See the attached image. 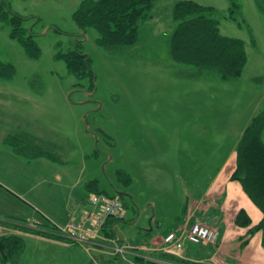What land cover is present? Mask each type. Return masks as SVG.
Wrapping results in <instances>:
<instances>
[{
  "label": "rangeland",
  "instance_id": "374dc122",
  "mask_svg": "<svg viewBox=\"0 0 264 264\" xmlns=\"http://www.w3.org/2000/svg\"><path fill=\"white\" fill-rule=\"evenodd\" d=\"M0 1L10 13L6 16L24 18V28L40 49L38 58H30L0 18V62L13 67L10 77H0V135L31 131L42 138L38 143L59 146L56 152L63 161L85 165L87 183L97 181L102 194L119 196L126 209V218L117 221L115 229L108 227L115 238L105 237L110 241L102 240V245L108 246L99 249L116 251L119 246L122 257L130 251L138 256L147 238L144 230L155 215L153 200L158 201L159 216L165 201L175 214L187 203L188 193L202 196L213 178L232 166L224 161L236 152L252 119L264 114V0H189L214 7L221 34L245 42L247 64L233 81L213 73L203 74L200 81L178 78L179 71L190 70L173 65L169 55L177 25L174 6L183 0H155L152 18L140 25L136 45L114 51L96 44L95 29L76 24L74 12L85 0ZM76 49L91 59L93 78L79 79L57 58ZM33 122L36 125L29 127ZM138 124L162 132L149 137L153 156L154 142L166 153L162 168L171 173L168 184L163 176L161 183L156 172L146 177L144 154L150 143H145L144 129L137 133ZM83 191L88 192L85 187ZM88 200L91 205L90 195ZM109 255L108 262L100 257L93 261L80 245L46 247L26 238L17 264H48L50 259L52 264H67L70 257L85 259L80 264H127Z\"/></svg>",
  "mask_w": 264,
  "mask_h": 264
},
{
  "label": "crops",
  "instance_id": "0c3cea01",
  "mask_svg": "<svg viewBox=\"0 0 264 264\" xmlns=\"http://www.w3.org/2000/svg\"><path fill=\"white\" fill-rule=\"evenodd\" d=\"M206 95L209 96V93ZM38 120L37 116H33V121L38 122ZM35 122L29 127H34ZM138 128L137 133H143L144 129V134H147L145 143H150L148 155L153 157L150 158L144 154L146 156L144 159L146 177L149 179L152 177V173L156 172L160 182L162 183L163 176L164 182L168 184L172 181L171 173L166 170L164 172L162 168L164 163L162 156L166 153L154 142L153 156L152 138L149 137L150 134L161 131L155 130L156 126L153 128V126L138 124ZM161 129L164 131V128ZM24 132L42 139L27 130L8 131L3 132L5 135H0V235L17 234L22 235L25 242L27 238L41 242L46 247L70 248L71 243L65 237L66 241H63L9 228V226L26 228L27 223L37 222L41 229L51 235L58 236L57 229L47 228L44 223L59 228L73 219H79L84 210H94V207H90L89 200L86 203V198L89 199L92 192L88 190L87 195L83 191V187L86 188L88 184L87 167L80 162L73 163L62 159L60 162H52L46 158L28 160L24 156L18 155L8 144V139L12 135ZM40 134L46 136L44 133L40 132ZM235 156L236 152L234 151L231 157L227 156L224 162L232 166L229 167V170L227 168L215 176L210 184L211 188L202 196L188 193L187 203L177 213L171 214L172 207L168 201H165L160 207V215L157 216L158 201L154 199L155 215L151 218L150 228L144 230L147 236L143 239L145 243H142L136 251L137 255L143 257L144 260H139L138 256L131 251L126 253L123 258L120 257V260L127 261V264H162L161 262L173 264L168 259L173 254L166 251L165 237L178 227L187 228L192 223L200 221L218 230L217 244L201 247L185 242L183 249L179 253H175V258L192 264H264L262 232L250 234V228L240 227L236 224V217L243 209L251 217L252 225L259 222L262 214L246 195L240 183L231 180V174L235 167ZM173 157L175 158V156ZM175 163L176 160L173 165ZM107 222L109 223L102 231V235L105 237V231H108L109 226L113 229L117 226L116 223L110 224L109 220ZM2 232L4 233L2 234ZM96 243L97 249L89 253L93 255V257L90 256L93 261L100 257L108 262L106 254H110L109 256L115 259L118 258L113 256L109 250L99 249L102 246V240H97ZM105 244L107 243H103V245ZM57 260L55 259V262ZM84 260L70 257L67 264H80ZM52 262L54 259H50L48 264H52Z\"/></svg>",
  "mask_w": 264,
  "mask_h": 264
},
{
  "label": "trees",
  "instance_id": "16d2710c",
  "mask_svg": "<svg viewBox=\"0 0 264 264\" xmlns=\"http://www.w3.org/2000/svg\"><path fill=\"white\" fill-rule=\"evenodd\" d=\"M154 2L155 0H85L74 12L73 17L81 29L93 28L97 31L98 38L96 39V44L99 47L108 51L120 50L136 45L140 25L152 18L151 11ZM5 6L0 1V18L11 26V37L22 43L25 47L26 54L30 58H38L40 49L35 47L32 41L33 34H28V29L24 28V18L18 14H14L9 18L10 13ZM233 7L234 3H232V9ZM215 16L216 9L214 7L203 6L189 0L178 1L175 4L173 18L177 22V25L170 37V60L173 65L181 64L190 68L187 71H179L178 75L180 78L186 77L187 79L200 81L198 78L202 77L203 74L213 73L217 74L224 81H233L242 76L247 64L245 42L238 38L222 35L219 20ZM57 58H62L69 72L79 79L87 75H90L92 78L94 77V72L90 66L91 59L88 55H84L78 51V49L66 54H60ZM12 73L13 67L10 64L0 62V77H10ZM206 93H209V90ZM263 136L264 114H260L252 119L237 143L236 161L231 174V180L240 183L246 195L262 214L259 222L252 225L251 217L243 209L236 217V224L240 227L250 228V234L261 231L262 245L264 248ZM36 139L39 140L40 138H35L26 133L17 134L9 137L8 144L14 152L24 156L28 160L46 158L52 162H60L61 158L56 152L59 146L51 143V146L48 147L44 143H38ZM118 173L119 177H124L123 171H119ZM97 183V181L89 182L86 185V189L92 193L102 194L98 189ZM122 206L124 210L123 217H108L101 227L99 233L101 237L105 238L102 235V231L105 229V225L109 223L107 222L108 220L111 221L110 224H115L117 221L126 218V209L123 202ZM197 223L212 227L196 221L190 227H178L175 231L179 235H183L185 230H189ZM29 224H26V228L15 226H9V228L23 233H31L66 241L62 235H59V228L51 226L49 223H44L45 227L52 230L57 229L58 232L56 234L58 236L44 231L39 224H37V229L30 228ZM87 226H90V224H87ZM105 233L107 238H115L110 231H105ZM118 241L122 242L120 238ZM185 242L201 247L215 245L193 243L188 240ZM24 250L25 240L22 235H0V264H17ZM110 253L113 255V251H110ZM168 253L173 254V256L168 257L169 261H172L171 263L173 264H192L185 260L175 258L176 256H174L175 253L173 252ZM113 256L123 258L122 254H115ZM138 259L144 260L142 257H138Z\"/></svg>",
  "mask_w": 264,
  "mask_h": 264
},
{
  "label": "built area",
  "instance_id": "2783aa9c",
  "mask_svg": "<svg viewBox=\"0 0 264 264\" xmlns=\"http://www.w3.org/2000/svg\"><path fill=\"white\" fill-rule=\"evenodd\" d=\"M90 203L94 207L93 211L84 210L79 219H73L68 224L59 227L60 235L67 238L71 244L82 246L88 253L97 249V240H107L99 234L106 219L110 216L123 217L124 214L122 202L118 197L92 194ZM37 224V222H32L29 227L37 229ZM218 235L216 228L197 223L189 230H185L183 235H179L177 231L171 232L164 242L166 251L177 253L183 249L186 240L193 243L214 244ZM123 252V248L117 246L116 251L113 250V255Z\"/></svg>",
  "mask_w": 264,
  "mask_h": 264
}]
</instances>
